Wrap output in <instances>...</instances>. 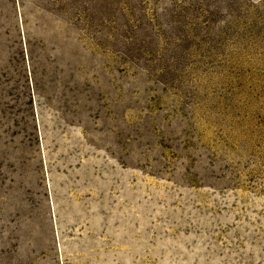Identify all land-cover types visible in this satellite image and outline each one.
Here are the masks:
<instances>
[{"label":"rangeland","instance_id":"374dc122","mask_svg":"<svg viewBox=\"0 0 264 264\" xmlns=\"http://www.w3.org/2000/svg\"><path fill=\"white\" fill-rule=\"evenodd\" d=\"M0 264H264V0H0Z\"/></svg>","mask_w":264,"mask_h":264}]
</instances>
